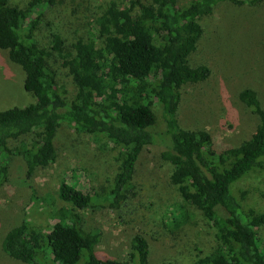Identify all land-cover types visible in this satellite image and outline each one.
<instances>
[{
    "label": "trees",
    "instance_id": "trees-1",
    "mask_svg": "<svg viewBox=\"0 0 264 264\" xmlns=\"http://www.w3.org/2000/svg\"><path fill=\"white\" fill-rule=\"evenodd\" d=\"M264 0H107L87 24L85 38L69 44L50 22L57 0H27L24 7L0 0V51L24 74L23 88L34 103L0 111V187L11 157H19L31 176L57 159L56 130L64 124L91 138L101 151L115 150L116 171L100 191L83 193L62 181L49 226L37 228L22 220L0 242L1 251L23 264L38 257L54 264H148V244L140 235L130 240L128 259L117 262L95 252L100 234L84 232L74 211L117 210L132 188L141 152L159 145V157L170 166L168 180L181 200L166 217L174 227L195 208L215 231L216 247L191 264H264L257 230L264 214L243 204L244 193L233 186L264 161V110L256 91L244 88L237 99L256 126L238 146L216 145L205 130L182 128L177 118L185 88L206 82V64H190L202 37L200 18L221 3L253 7ZM42 30L47 32L43 45ZM264 58V49H263ZM58 63L72 84L71 100L57 83ZM164 130L152 132L153 109ZM33 133L30 143L24 138Z\"/></svg>",
    "mask_w": 264,
    "mask_h": 264
},
{
    "label": "rangeland",
    "instance_id": "rangeland-1",
    "mask_svg": "<svg viewBox=\"0 0 264 264\" xmlns=\"http://www.w3.org/2000/svg\"><path fill=\"white\" fill-rule=\"evenodd\" d=\"M7 1L18 8L27 2ZM106 1L57 0L49 11L50 22L69 44L75 37L85 38L88 22L101 13ZM187 1L177 0V4L182 6ZM198 23L203 34L190 64H206L211 76L204 83L185 88L177 118L182 128L207 131L220 147H236L250 137L257 123L239 103V91L244 88L256 91L264 110V1L253 7L221 3ZM42 32L41 45L47 34L45 30ZM49 63L58 71L57 83L65 92V99L71 100L70 79L53 59ZM23 82L21 69L8 60L5 51H0V111L34 103ZM153 114L152 132H163L156 107ZM35 139L33 133L24 138L26 143ZM56 145L55 163L37 168L28 177L21 158H10L7 179L0 187V242L22 220L37 228L48 227L51 209L64 206L57 198L62 181L76 184L83 193L100 191L110 184L117 166L115 150H99L90 137L75 134L64 124L56 130ZM169 174L170 166L159 157V145L147 147L137 159L132 188L119 209L74 211L84 232H99L95 252L100 257L127 261L130 240L136 234L147 241L148 264H191L216 247L214 229L195 208L188 207V219L177 227L167 220V213L181 203L168 180ZM233 190L244 193V205L264 214V164L236 182ZM257 238L264 255V225L258 228ZM84 260L81 257L78 264ZM0 264L23 263L7 257L0 249ZM38 264L54 263L46 254L38 257Z\"/></svg>",
    "mask_w": 264,
    "mask_h": 264
}]
</instances>
